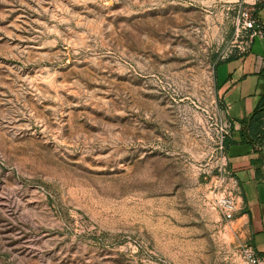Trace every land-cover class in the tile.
<instances>
[{"label":"rangeland","instance_id":"374dc122","mask_svg":"<svg viewBox=\"0 0 264 264\" xmlns=\"http://www.w3.org/2000/svg\"><path fill=\"white\" fill-rule=\"evenodd\" d=\"M235 2L0 0V264H242L216 206Z\"/></svg>","mask_w":264,"mask_h":264},{"label":"crops","instance_id":"0c3cea01","mask_svg":"<svg viewBox=\"0 0 264 264\" xmlns=\"http://www.w3.org/2000/svg\"><path fill=\"white\" fill-rule=\"evenodd\" d=\"M254 7L264 24V0H257ZM213 75L222 119L229 123L230 135L237 140L243 120L264 95V37H254L245 51L235 49L215 66ZM261 121L257 130L264 131V115ZM246 135L250 140L237 141L224 149L225 163L236 184L249 245L264 260V137L259 142L258 133Z\"/></svg>","mask_w":264,"mask_h":264},{"label":"built area","instance_id":"2783aa9c","mask_svg":"<svg viewBox=\"0 0 264 264\" xmlns=\"http://www.w3.org/2000/svg\"><path fill=\"white\" fill-rule=\"evenodd\" d=\"M256 2L257 0H254L252 3L246 0H236V4L233 6V9L237 10L235 16V32L237 36L242 35V39L234 45L239 51H245L254 37H264V24L255 13L254 6H256ZM220 121L223 136L226 137L229 135L230 125L223 119H220ZM221 147L223 148V145ZM223 161L222 178H220L217 185L219 189L220 187L222 189L217 198L216 206L219 208L221 215L229 219L240 208L237 201L236 184L226 168L225 155H223ZM240 255L242 257V264H264V260L257 256L250 245L244 246L240 251Z\"/></svg>","mask_w":264,"mask_h":264},{"label":"trees","instance_id":"16d2710c","mask_svg":"<svg viewBox=\"0 0 264 264\" xmlns=\"http://www.w3.org/2000/svg\"><path fill=\"white\" fill-rule=\"evenodd\" d=\"M263 115H264V95L258 99L248 119L243 120L242 122L243 125L241 126L238 132V139L236 140L232 138V135H230L229 132V135H227L223 140V148L225 149L228 145L236 143L237 141H245L248 139L250 140V138L246 135V132L252 133V135L258 133L259 134L258 141L260 142L262 137H264V131L259 129L257 130V128L262 123L261 117Z\"/></svg>","mask_w":264,"mask_h":264}]
</instances>
